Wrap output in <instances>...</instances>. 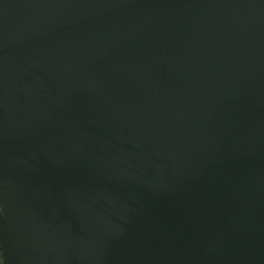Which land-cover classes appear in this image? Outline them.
Segmentation results:
<instances>
[{
	"label": "water",
	"instance_id": "1",
	"mask_svg": "<svg viewBox=\"0 0 264 264\" xmlns=\"http://www.w3.org/2000/svg\"><path fill=\"white\" fill-rule=\"evenodd\" d=\"M1 264H264V0H0Z\"/></svg>",
	"mask_w": 264,
	"mask_h": 264
},
{
	"label": "trees",
	"instance_id": "2",
	"mask_svg": "<svg viewBox=\"0 0 264 264\" xmlns=\"http://www.w3.org/2000/svg\"><path fill=\"white\" fill-rule=\"evenodd\" d=\"M0 264H1V258H0Z\"/></svg>",
	"mask_w": 264,
	"mask_h": 264
}]
</instances>
